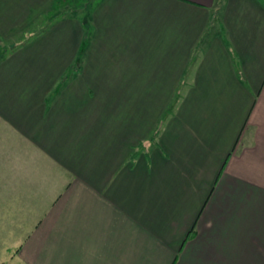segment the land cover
<instances>
[{
    "label": "crops",
    "instance_id": "1",
    "mask_svg": "<svg viewBox=\"0 0 264 264\" xmlns=\"http://www.w3.org/2000/svg\"><path fill=\"white\" fill-rule=\"evenodd\" d=\"M51 1L0 0V41ZM88 23L78 63V23L0 59V264H264V0Z\"/></svg>",
    "mask_w": 264,
    "mask_h": 264
},
{
    "label": "rangeland",
    "instance_id": "2",
    "mask_svg": "<svg viewBox=\"0 0 264 264\" xmlns=\"http://www.w3.org/2000/svg\"><path fill=\"white\" fill-rule=\"evenodd\" d=\"M95 1L96 0H52L50 3L46 4V8L42 13L34 14L33 12L29 14L28 19L20 20L23 24L20 23V26H17L15 30L7 34L5 38L0 41V59L11 53L19 52L22 48L40 43L44 38L50 35L51 41L53 43L57 42L61 36H63V34H61L62 27H69L78 23L79 26L84 28L83 20L88 16L90 8ZM61 22L66 23L62 25ZM57 24H59L58 27L48 34V29ZM18 46L21 47L17 49ZM13 49H15L14 52ZM60 85L62 84L60 83L58 86L60 87Z\"/></svg>",
    "mask_w": 264,
    "mask_h": 264
},
{
    "label": "trees",
    "instance_id": "3",
    "mask_svg": "<svg viewBox=\"0 0 264 264\" xmlns=\"http://www.w3.org/2000/svg\"><path fill=\"white\" fill-rule=\"evenodd\" d=\"M219 4V3H218ZM219 6V5H218ZM218 6H217V8H218ZM83 25H84V33H85V40H84V42H83V45L80 47V49H79V51H78V53H77V56H76V58H75V61H77V63H78V61H80V59H81V54H82V51L84 50V47H85V42H86V36H87V33H88V31H89V23H88V16H86V19L85 20H83ZM76 63V62H75ZM64 81V80H63ZM61 84H62V82H61ZM54 95V92L53 93H51L46 99V101L48 102L49 101V99H50V97L51 96H53Z\"/></svg>",
    "mask_w": 264,
    "mask_h": 264
}]
</instances>
